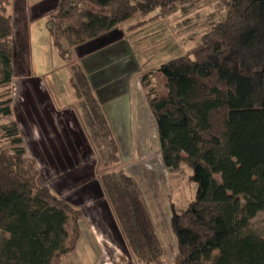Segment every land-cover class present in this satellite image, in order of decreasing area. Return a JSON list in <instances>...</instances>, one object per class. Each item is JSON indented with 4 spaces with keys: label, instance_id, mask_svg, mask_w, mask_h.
Segmentation results:
<instances>
[{
    "label": "trees",
    "instance_id": "obj_1",
    "mask_svg": "<svg viewBox=\"0 0 264 264\" xmlns=\"http://www.w3.org/2000/svg\"><path fill=\"white\" fill-rule=\"evenodd\" d=\"M199 0H59L46 29L67 63L73 106L97 157V180L135 264H165L142 192L76 50L135 21L130 30ZM0 0V264H61L80 238L82 213L40 186L12 119L14 28ZM168 177L194 186L183 209L170 203L173 264H264V0H227L220 22L183 56L138 77Z\"/></svg>",
    "mask_w": 264,
    "mask_h": 264
},
{
    "label": "rangeland",
    "instance_id": "obj_2",
    "mask_svg": "<svg viewBox=\"0 0 264 264\" xmlns=\"http://www.w3.org/2000/svg\"><path fill=\"white\" fill-rule=\"evenodd\" d=\"M226 1L199 0L180 8L172 16L151 21L139 29L130 30L135 21L128 22L106 35L108 37L91 42L87 49H80L78 52L80 56L87 57V60L99 59L108 53H119L114 57L110 55L106 60L122 57L119 64L120 68L128 69V82L134 81L135 78L130 92L134 101H138L131 102L130 119L134 128L132 150L129 160L120 167L135 179L142 192L164 249L165 264H173L176 253L174 238L169 229L170 203L183 209L194 193V186L181 176L166 175L159 155L155 123L146 107L138 77L142 72L156 70L197 46L200 37L224 17ZM58 2L59 0H10L9 7L14 28L12 119L18 124L27 158L32 160L39 170L40 186L54 192L59 190L60 186H55L61 181V173L74 168H81L85 175L90 174L88 178L92 179L94 185L98 181L97 157L92 151L74 106L60 109V105L51 102L50 90L43 85L44 81L48 83L55 75L60 79L61 70L67 68V63L59 58L52 46L45 25L48 15L55 10ZM84 52L90 53L86 56ZM84 59L86 61V58ZM76 60L78 61V58ZM111 61L109 63H112ZM119 89H122V86L111 95L119 94ZM120 97L121 102L100 104L109 126L115 128L119 125L122 128L118 139L126 144L129 112L126 108L127 102L124 101L128 100V97ZM49 174L53 176L49 177ZM99 196L101 198L97 199V202L84 203L82 208H79L82 213L81 221L87 220L86 215L91 216L89 221L93 222L92 226L97 225L103 232V235L98 236L97 233L96 236L101 239L102 245H107L105 257L110 258V264H122L126 261L124 256L118 255L122 261L112 258L111 253L115 254L114 247L105 240L113 239V236L118 240L120 235L104 195ZM84 226L90 224L83 221L80 226L79 223L80 235L89 232ZM263 231L264 212H260L251 221L247 233L260 236ZM6 238L8 235L0 231V241ZM113 241L115 240L111 242ZM91 246L96 248L94 243ZM97 251L98 262L100 251ZM68 256L65 258L68 259ZM113 259L117 261L113 263ZM129 259L131 263L125 264H135L131 256Z\"/></svg>",
    "mask_w": 264,
    "mask_h": 264
},
{
    "label": "crops",
    "instance_id": "obj_3",
    "mask_svg": "<svg viewBox=\"0 0 264 264\" xmlns=\"http://www.w3.org/2000/svg\"><path fill=\"white\" fill-rule=\"evenodd\" d=\"M106 37H108V36H106ZM95 41H93V42H95ZM88 46H90V43L78 48L76 50V58H78V62L85 69V71L89 77L90 83H91L96 95L99 98V101L100 102H106V103H108V102H121L120 96L127 95V97H128V100L124 101V102H127L126 108L129 112V114H128V128H127V130H128V141H126V144L121 139H118V136L122 134V128L119 125H117L115 128H111L114 135H115V138L118 139L117 141H118L119 148H120L121 164H123L124 162H127L129 160V156H130L131 150H132V135H133L134 128H133V125L131 126V119H130V114L132 111L131 102H138V101H134V99L132 98V94L130 92L133 89V82L135 81V78H134V81L128 82V77H127L128 76L127 75L128 69L125 67L120 68V64H119L122 57L117 56L114 60H113V58L106 60L107 58L110 57V55H111V57H114V56H116V54H119V53H115V52H113V54L108 53L105 56H103L102 58L89 59V60H87L88 58L83 56L82 54H81L82 56H80L78 53L80 51V49L81 50L87 49ZM86 52H84V53L86 54V56H88V54L90 52H88V53H86ZM84 58H86V61ZM110 60H112L111 61L112 63H109ZM61 71H62L61 72L62 74H61L60 79L58 78V76L55 75L53 78H51L49 80L48 83H46L44 81L45 84H43V85L47 86L50 90L52 101L50 99L49 100L51 102H56V104L58 106L60 105V109L73 108L72 98H71V90H70V87L68 85L69 73H68L67 68H65ZM116 73H118V74L116 75ZM44 79H46V78H44ZM119 86H122V89H119V94L111 95L114 91L118 90ZM47 97H48V95H47ZM37 141H38V139H37ZM83 171L84 170H81V168H77V169L74 168V169H71V170H68L66 172L61 173L62 175L59 174V176L61 175L60 176V180H61L60 182L61 183L58 182L59 185L55 186V187L60 186L58 188L59 190H57L55 192L53 191L54 193L59 195L61 198H63L65 201H67L72 206L76 207L77 209H79V208L81 209L82 205L84 203L91 204V203L97 202V199L101 198L99 196V194L100 195L103 194L101 187L99 185V182L96 181L95 185H94L92 183V179L90 180V178H88V175H90V174L87 173L85 175L84 174L85 172H83ZM64 175H66V176H64ZM48 176L50 177L53 175L49 174ZM59 176H57V177H59ZM62 176H64V177H62ZM76 189H78V190L76 191ZM74 191H76V193ZM66 193L68 195H64ZM70 195L74 196V197L71 198ZM110 213H111V216H113L111 211H110ZM89 217H91V216L86 215L87 220H83L84 223L90 224V226H84L87 229L86 231H89L88 234L81 233L80 239H79L77 247H76V250L68 256L69 257L68 259H66L67 257L65 258L66 260L64 259L63 264H104L105 262L106 263L109 262V264H110V258L105 257V254L108 250L106 247L107 245L106 246L102 245L101 239L99 240V237H98L99 235H103V232L101 231L100 227H98L97 225L92 226L93 222L89 221ZM114 220L115 219H113V221ZM83 221L80 222V226H81V223ZM102 223H104V222H102ZM97 233H98V236H96ZM118 234L120 235L119 236L120 239H118L119 241L114 236H113V239H111V238L105 239L106 241L109 242L108 244L113 245V247H114L113 250L115 251L116 255L112 252L111 253V255H113L112 258H115V259L117 258L119 261H122L121 259L118 258V255L124 256L126 261L122 262V264H125L126 262L131 263V260L129 259L130 255H129L128 250L125 246V243L122 239V236H121L119 229H118ZM112 240H115V241L111 242ZM92 243H94V245H95L94 247H96L100 251L98 262H97L98 251L96 248H95L96 249L95 250L91 246ZM122 248L124 250H122ZM101 252H102V254H101ZM123 254H125V255H123ZM103 259H105V260H103ZM115 259H113V263L115 261H117Z\"/></svg>",
    "mask_w": 264,
    "mask_h": 264
}]
</instances>
